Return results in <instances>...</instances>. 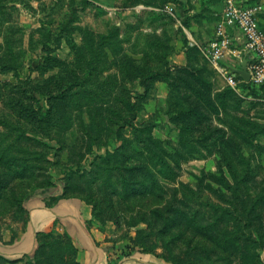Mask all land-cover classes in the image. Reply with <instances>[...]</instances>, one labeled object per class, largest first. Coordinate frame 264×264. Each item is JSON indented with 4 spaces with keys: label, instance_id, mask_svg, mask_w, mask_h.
<instances>
[{
    "label": "rangeland",
    "instance_id": "374dc122",
    "mask_svg": "<svg viewBox=\"0 0 264 264\" xmlns=\"http://www.w3.org/2000/svg\"><path fill=\"white\" fill-rule=\"evenodd\" d=\"M199 1L0 0L3 244L67 201L107 264H264V83L227 84L249 55ZM31 234L0 264H86L58 222Z\"/></svg>",
    "mask_w": 264,
    "mask_h": 264
},
{
    "label": "crops",
    "instance_id": "0c3cea01",
    "mask_svg": "<svg viewBox=\"0 0 264 264\" xmlns=\"http://www.w3.org/2000/svg\"><path fill=\"white\" fill-rule=\"evenodd\" d=\"M239 2L244 3V6H253L256 8L257 12L260 14L259 19L264 17V0H240ZM216 0H201L199 1L197 12L200 14L201 12L206 10H215L216 7ZM206 5V7H201V5ZM193 12V11H191ZM197 16V15H196ZM194 16V17H196ZM188 18V17H187ZM200 18V17H198ZM184 33L191 37L192 31L195 32L193 29L192 31H186L183 26H181ZM237 35L235 39L238 42L242 41V37L240 33L236 31ZM189 40L195 44L196 41H193L191 38ZM189 41V45L192 43ZM198 42H202L198 40ZM205 42V41H204ZM240 44V43H239ZM242 50H244V41H242ZM192 46V45H191ZM240 49V47H239ZM240 50V51H242ZM229 52L233 53L234 55L238 54V49L233 50L229 49ZM234 70V69H233ZM28 213L29 219L26 224L25 233L20 237L18 243L12 245H5L0 240V256L4 258H9V256L13 255V246H18L19 251L25 255H28L34 245H35V238L32 237L34 232L38 229L43 230L48 228L52 223L55 221L59 223L60 227L65 230V232L70 235L75 242V244L80 249V254L82 258L86 261V264H107V259L104 254V249L101 250L100 247L96 245L97 239L92 234V231H89L85 225L86 216L83 211L79 208L77 204L69 203L67 201L57 202L56 204L47 207L44 203L34 201L28 206ZM33 238V239H32ZM28 239V246L23 249L25 246L26 240ZM25 252H22V251ZM16 252V251H15ZM133 262V261H132ZM131 261L126 262L124 264H134Z\"/></svg>",
    "mask_w": 264,
    "mask_h": 264
},
{
    "label": "built area",
    "instance_id": "2783aa9c",
    "mask_svg": "<svg viewBox=\"0 0 264 264\" xmlns=\"http://www.w3.org/2000/svg\"><path fill=\"white\" fill-rule=\"evenodd\" d=\"M223 5L222 21L223 25L237 30L244 41V50L248 53L247 71L250 75V82L256 86L264 83V31L259 27L256 20V8L241 6L236 0H220ZM166 11L171 16H174V8L166 6ZM218 29L217 35H223L224 31ZM223 44V42H222ZM196 45L197 44H191ZM216 48V52H220L218 44H212ZM226 77L227 84L231 87L236 86V75L229 70Z\"/></svg>",
    "mask_w": 264,
    "mask_h": 264
},
{
    "label": "water",
    "instance_id": "95a60500",
    "mask_svg": "<svg viewBox=\"0 0 264 264\" xmlns=\"http://www.w3.org/2000/svg\"><path fill=\"white\" fill-rule=\"evenodd\" d=\"M234 74L243 82L248 83L250 81V75L247 71V60L243 58L240 63V68L233 70Z\"/></svg>",
    "mask_w": 264,
    "mask_h": 264
},
{
    "label": "trees",
    "instance_id": "16d2710c",
    "mask_svg": "<svg viewBox=\"0 0 264 264\" xmlns=\"http://www.w3.org/2000/svg\"><path fill=\"white\" fill-rule=\"evenodd\" d=\"M241 80V79H240Z\"/></svg>",
    "mask_w": 264,
    "mask_h": 264
}]
</instances>
